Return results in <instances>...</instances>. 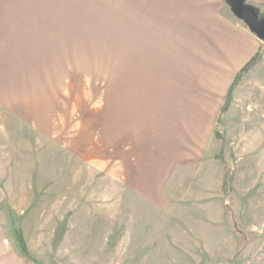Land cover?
<instances>
[{"label":"rangeland","instance_id":"obj_1","mask_svg":"<svg viewBox=\"0 0 264 264\" xmlns=\"http://www.w3.org/2000/svg\"><path fill=\"white\" fill-rule=\"evenodd\" d=\"M240 6L264 19V0H0V249L53 264L57 235L91 227L101 245L99 233L116 226L100 220L175 208L152 211L132 185L161 186L209 160L249 168L228 121L242 113L226 107L233 96L254 110L259 100L242 82L248 69L234 81L228 64L251 33ZM261 131L251 130V169ZM187 177H174L178 192ZM232 198L213 212L234 218L236 255L213 259L264 264V207ZM88 248L81 256L95 264L100 249ZM112 254L107 264H120Z\"/></svg>","mask_w":264,"mask_h":264},{"label":"crops","instance_id":"obj_2","mask_svg":"<svg viewBox=\"0 0 264 264\" xmlns=\"http://www.w3.org/2000/svg\"><path fill=\"white\" fill-rule=\"evenodd\" d=\"M247 37L248 42L239 47L240 52L234 59L230 58L228 64L230 69L235 71L233 79L235 81L237 74L251 59L262 53L252 68L244 74L242 81L243 84L248 82L252 94L259 97L257 108L254 110V107L248 106L246 101L244 104L237 105L238 100L234 96L226 107L228 117L235 112L242 113L236 120L228 119V121L231 122L229 126L233 124L240 131L239 138L235 142L238 147L241 146L239 160L249 168L244 169L243 174L229 172L221 161L209 160L210 162L206 161L203 165L199 162L202 168H198L195 173L186 174L188 177L181 170L179 175L175 174L176 171L174 174L171 172L170 178L166 179L161 186L137 188L132 185L129 188L132 199H138L152 211L154 208L160 211V206L163 208L167 204L170 206L173 201L172 206L175 208L170 209L168 216H115L106 220L102 219L99 224L104 227L107 224H115L116 227L114 232H108L106 228V232L99 233L100 243L103 242L101 245L97 244V238H95L98 233L92 232L91 227H88V233L85 232L86 227H78L64 235H57L55 239L57 243L52 246L53 264H89L86 257L81 256L82 253L85 254V250H89L88 247L100 249L101 254L97 256L99 260L94 261L95 264H107L109 251L117 258H121L120 264H156V258H161L157 264H171L173 257L182 258V260H176L177 264H217V260H214L216 257L230 258L236 255L234 248L236 238L230 232L234 218L219 217L217 213L214 214L213 209L219 211L220 208H227L233 200L232 197L235 198L236 195L241 200L243 198L244 202H256L260 208L264 207V150L257 153L260 160L257 168L250 167L253 157L252 149L256 148V144L252 147L251 130L252 128L262 130L257 143L263 145L264 119L262 120L261 116L259 121H254L248 115L254 111L264 114V50L261 52V42L255 35L250 33ZM231 118L234 119L235 116ZM227 174L232 176V179L229 185H226L228 191L225 194L223 191ZM176 176L187 177L186 189H188L185 193L181 192L185 186H180L179 192L177 191L178 186L174 185ZM242 178L244 181L240 180ZM257 193L259 198L255 197ZM180 202L185 204L179 205ZM177 207L185 208L183 211L185 215L182 212L173 214L172 217V211L176 213ZM91 221V218H84V222L79 224L87 225L93 223ZM232 231L235 232L234 229ZM190 235L193 239L188 243L186 241ZM166 258L169 261L166 262ZM186 259H188L187 262ZM0 264L31 263L15 250L0 249Z\"/></svg>","mask_w":264,"mask_h":264},{"label":"water","instance_id":"obj_3","mask_svg":"<svg viewBox=\"0 0 264 264\" xmlns=\"http://www.w3.org/2000/svg\"><path fill=\"white\" fill-rule=\"evenodd\" d=\"M233 10L239 21L246 24L251 33L264 43V19H261L252 9L240 6L239 8Z\"/></svg>","mask_w":264,"mask_h":264},{"label":"trees","instance_id":"obj_4","mask_svg":"<svg viewBox=\"0 0 264 264\" xmlns=\"http://www.w3.org/2000/svg\"><path fill=\"white\" fill-rule=\"evenodd\" d=\"M259 57L256 56L255 58L251 59V61L242 69L241 72L246 71L249 68H252V66L258 61Z\"/></svg>","mask_w":264,"mask_h":264}]
</instances>
